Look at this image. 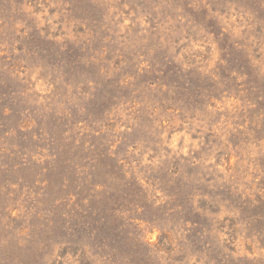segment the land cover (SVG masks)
Returning <instances> with one entry per match:
<instances>
[{
	"label": "rangeland",
	"instance_id": "obj_1",
	"mask_svg": "<svg viewBox=\"0 0 264 264\" xmlns=\"http://www.w3.org/2000/svg\"><path fill=\"white\" fill-rule=\"evenodd\" d=\"M0 264H264V0H0Z\"/></svg>",
	"mask_w": 264,
	"mask_h": 264
}]
</instances>
